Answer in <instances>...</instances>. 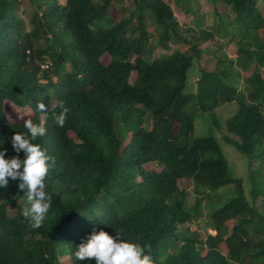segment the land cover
Instances as JSON below:
<instances>
[{
	"label": "trees",
	"instance_id": "1",
	"mask_svg": "<svg viewBox=\"0 0 264 264\" xmlns=\"http://www.w3.org/2000/svg\"><path fill=\"white\" fill-rule=\"evenodd\" d=\"M209 1V25L180 31L168 0H132L128 10L125 0H34L31 29L20 0H0V149L24 157L12 148L26 129L8 118L10 101L46 121L33 142L56 161L40 228L22 216L19 181L0 188V264H95L74 253L101 229L147 246L154 264H264V14L258 0ZM227 35L236 57H217L184 93L190 69ZM178 40L188 51L168 52ZM61 100L62 128L52 120ZM224 103L234 110L221 138L193 137L196 116L215 123ZM224 144L247 158L245 174L231 172Z\"/></svg>",
	"mask_w": 264,
	"mask_h": 264
},
{
	"label": "clouds",
	"instance_id": "2",
	"mask_svg": "<svg viewBox=\"0 0 264 264\" xmlns=\"http://www.w3.org/2000/svg\"><path fill=\"white\" fill-rule=\"evenodd\" d=\"M55 108L58 111L52 113L53 123L62 128L67 121L69 108L63 100L58 101ZM36 109L47 112L48 107L37 102ZM17 115L23 120L26 132H15L11 144L16 153L23 151L24 157L20 159L13 156L6 159V149H0V188H6L9 178L19 181L18 187L24 191L29 204V207L22 210V216L31 228L36 229L42 226L51 208L52 196L46 191L45 181L56 161L54 157L46 154L40 144L33 142L46 135V121L37 123L31 118H25L22 113ZM148 123L150 125V120ZM146 248L147 246L125 239L119 229L115 238L101 229L81 242L74 255L75 259L81 261L95 260V264H154Z\"/></svg>",
	"mask_w": 264,
	"mask_h": 264
},
{
	"label": "rangeland",
	"instance_id": "3",
	"mask_svg": "<svg viewBox=\"0 0 264 264\" xmlns=\"http://www.w3.org/2000/svg\"><path fill=\"white\" fill-rule=\"evenodd\" d=\"M20 1H21L20 10H19L20 14L25 19L27 28L31 29L32 24L30 20L33 15V12L36 9L34 0H20ZM168 1L170 2L171 6L174 9L176 17L180 21V25H181L180 31L185 30L189 26L198 27V26L209 25V22L211 21L210 20L208 22V15L211 11V4L209 0H197L196 2L194 0H190L189 2H186L185 0H168ZM124 5H125L124 8H126L127 10L133 8L132 0H125ZM258 5L261 8L262 13L264 14V0H258ZM183 11H189V13H187L188 16H184ZM118 15L116 16V18H118ZM149 25H150L149 29L150 31H152L151 23H149ZM228 29H232V25L228 26ZM259 36L264 41V30L263 29L259 31ZM231 37H232L231 35L222 36V38L220 39L221 40L220 45H222V49L216 50V54L212 53L211 55V54H208L207 52L202 53L201 58L199 59L198 63L194 66V69L193 68L190 69L189 81L186 87L184 88V93H190L191 91L195 90L197 79H198V74L196 72L199 71L200 69H204L206 71L213 70V68L216 65L215 59L217 57L226 56V57L233 58V59L236 57V45L234 43V40ZM176 47L184 51H188L189 43H187L186 41H181V40H178L176 42L171 41L168 52H171L172 50L176 49ZM161 50L162 48L157 43V52H161ZM44 67L45 68L48 67L49 69H51V64L49 63L48 66L44 65ZM133 79H134V73H131L130 80H133ZM234 85L240 91H243V85H242L241 80H236L234 82ZM5 109L7 112V116L11 121L21 120L18 118V115H17L18 113L24 114L25 117H27L31 113V110L28 107H21L10 101L5 102ZM233 110H234L233 104H226V103L221 104L219 108L215 109V114H216L215 123L210 121L209 118L207 119V116H201V115L196 116L195 131L193 133V137L206 135L208 133H212L213 135H216L217 133L216 137L221 138V133L217 132V129L220 126L221 127L224 126L226 118L231 115ZM213 126L216 127L215 130H213ZM223 149H224V152L226 153V158L228 160V165H229L231 172L237 176L242 175L240 172L245 174L247 158L239 155V153L235 151L234 147L231 145L224 144ZM227 153L229 155L228 157H227ZM146 166H149L151 168L155 167V165L153 164H147ZM188 185L190 186L191 183L189 184L188 182ZM221 191H225V189H221ZM228 195L229 194L226 192V195L223 198H221L220 202L218 203L219 204L222 203L227 197H229ZM262 201H263V197H259L257 199L256 205L260 206L262 204ZM10 209L11 211L13 210L12 207H10ZM192 229L193 230L195 229L194 226L192 227ZM207 229H208V232L214 233V230H211L210 228H205L204 226L201 228L202 232H205Z\"/></svg>",
	"mask_w": 264,
	"mask_h": 264
}]
</instances>
